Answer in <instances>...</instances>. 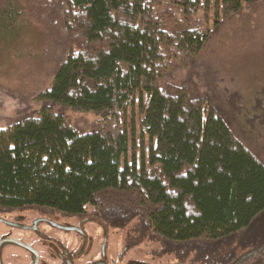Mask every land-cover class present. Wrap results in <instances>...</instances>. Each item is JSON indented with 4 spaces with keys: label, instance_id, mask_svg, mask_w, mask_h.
Returning <instances> with one entry per match:
<instances>
[{
    "label": "trees",
    "instance_id": "16d2710c",
    "mask_svg": "<svg viewBox=\"0 0 264 264\" xmlns=\"http://www.w3.org/2000/svg\"><path fill=\"white\" fill-rule=\"evenodd\" d=\"M260 3L216 0L210 17L209 0H0L1 42L19 37L22 9L57 42L36 109L0 126V213L89 215L177 264H264V76L248 100L221 101L192 73ZM136 103L155 142L139 170L122 164ZM66 110L96 121L82 130Z\"/></svg>",
    "mask_w": 264,
    "mask_h": 264
},
{
    "label": "rangeland",
    "instance_id": "374dc122",
    "mask_svg": "<svg viewBox=\"0 0 264 264\" xmlns=\"http://www.w3.org/2000/svg\"><path fill=\"white\" fill-rule=\"evenodd\" d=\"M209 1L208 11L210 17H213L216 0ZM31 4L29 3L28 6L30 7ZM27 11L20 10L22 15L17 24L20 23L18 27L22 29L16 41H0V126L36 109L37 104L33 100L35 93L48 87L51 82L50 69L53 68V62L50 56L56 47V39L48 26L50 24L32 23L29 20V13L33 12ZM198 17H204L203 10L198 13ZM232 25L236 30L234 33L229 32L230 29L227 27L222 30L219 37L234 34L237 43L229 42L227 38L221 39L222 46L217 47L218 51H210L208 48L198 59L195 67H192V73L199 76L206 75L208 78L214 77V82L220 89L218 95L220 100L225 101L226 97L235 91H239L248 100L264 76V0L238 17ZM178 76L182 77L184 74L180 72ZM65 114L75 126L82 130L96 121V116L91 113L66 110ZM124 121L130 136V145L123 156L122 164H130L134 159L139 170L142 163L147 166L149 151L155 142L148 136L140 134L137 103L125 113ZM100 224L103 229H107V245L119 250L125 239L124 232L106 227L101 222ZM88 242L91 243L90 239ZM96 244L97 242L93 243L92 251ZM13 247L18 257H26L24 264L32 262L28 259L30 254L25 249L15 244ZM3 248L4 245L0 248V264H5L4 255L1 253ZM150 249L151 246H134L127 260L154 261L157 258L164 263L172 261L167 256L154 257ZM39 264H42L41 260Z\"/></svg>",
    "mask_w": 264,
    "mask_h": 264
},
{
    "label": "flooded vegetation",
    "instance_id": "af4514ba",
    "mask_svg": "<svg viewBox=\"0 0 264 264\" xmlns=\"http://www.w3.org/2000/svg\"><path fill=\"white\" fill-rule=\"evenodd\" d=\"M94 242L97 244L92 251ZM13 244L30 254L31 264H39L40 260L42 264H177L157 258L127 260L131 248L125 239L119 250L109 247L107 229L95 218L65 216L46 209L0 213V248L4 245L1 253L5 264H24L26 257H18Z\"/></svg>",
    "mask_w": 264,
    "mask_h": 264
},
{
    "label": "water",
    "instance_id": "95a60500",
    "mask_svg": "<svg viewBox=\"0 0 264 264\" xmlns=\"http://www.w3.org/2000/svg\"><path fill=\"white\" fill-rule=\"evenodd\" d=\"M35 264H37V262H35Z\"/></svg>",
    "mask_w": 264,
    "mask_h": 264
}]
</instances>
